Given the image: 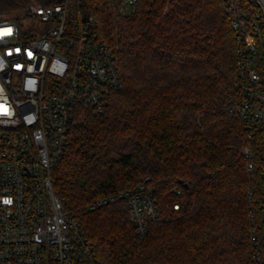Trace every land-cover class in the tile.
<instances>
[{
	"label": "trees",
	"instance_id": "1",
	"mask_svg": "<svg viewBox=\"0 0 264 264\" xmlns=\"http://www.w3.org/2000/svg\"><path fill=\"white\" fill-rule=\"evenodd\" d=\"M31 1L61 0H0V13ZM68 1L93 16L122 78L102 112L78 109L51 171L54 194L101 263L260 264L249 211L260 224L263 149L254 137L248 171L245 129L230 110L234 37L220 0H137L125 14L109 0ZM141 182L158 210L142 240L124 198L88 207Z\"/></svg>",
	"mask_w": 264,
	"mask_h": 264
},
{
	"label": "built area",
	"instance_id": "2",
	"mask_svg": "<svg viewBox=\"0 0 264 264\" xmlns=\"http://www.w3.org/2000/svg\"><path fill=\"white\" fill-rule=\"evenodd\" d=\"M109 1L122 14L135 10L137 2ZM220 3L234 37L229 91L230 110L245 129L240 151L251 172L253 138H260L264 182V0ZM33 20L50 26L39 33L26 26ZM93 25V16L76 13L68 0L31 1L17 13H0V33L11 29L0 34V264H102L51 182L78 109L102 112L110 91L122 85L115 52ZM30 81L35 82L31 88ZM116 197L126 200L135 237L142 240L158 218L152 189L141 182L133 190L96 198L88 207ZM255 216L250 210L251 240L262 264L264 196L260 224Z\"/></svg>",
	"mask_w": 264,
	"mask_h": 264
},
{
	"label": "rangeland",
	"instance_id": "3",
	"mask_svg": "<svg viewBox=\"0 0 264 264\" xmlns=\"http://www.w3.org/2000/svg\"><path fill=\"white\" fill-rule=\"evenodd\" d=\"M29 29H33L37 32H42L44 31L46 28H48L50 26V23L47 22H42L40 20H36V21H30L29 24L26 25Z\"/></svg>",
	"mask_w": 264,
	"mask_h": 264
},
{
	"label": "clouds",
	"instance_id": "4",
	"mask_svg": "<svg viewBox=\"0 0 264 264\" xmlns=\"http://www.w3.org/2000/svg\"><path fill=\"white\" fill-rule=\"evenodd\" d=\"M34 83H35L34 81H30L28 86L31 88V87H33ZM6 203H8V202H6ZM10 203H11V201H10Z\"/></svg>",
	"mask_w": 264,
	"mask_h": 264
},
{
	"label": "snow or ice",
	"instance_id": "5",
	"mask_svg": "<svg viewBox=\"0 0 264 264\" xmlns=\"http://www.w3.org/2000/svg\"><path fill=\"white\" fill-rule=\"evenodd\" d=\"M10 33H11V29H8V30H7V33H0V34H10ZM5 202L10 203V201H5Z\"/></svg>",
	"mask_w": 264,
	"mask_h": 264
}]
</instances>
